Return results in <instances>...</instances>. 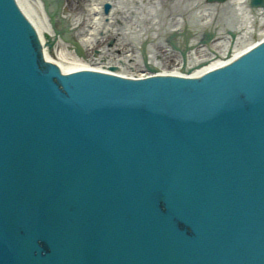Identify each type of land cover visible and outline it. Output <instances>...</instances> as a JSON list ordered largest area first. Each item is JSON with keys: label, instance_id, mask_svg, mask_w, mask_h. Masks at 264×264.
<instances>
[{"label": "water", "instance_id": "water-1", "mask_svg": "<svg viewBox=\"0 0 264 264\" xmlns=\"http://www.w3.org/2000/svg\"><path fill=\"white\" fill-rule=\"evenodd\" d=\"M224 20L198 62L186 22L141 43V72L64 71L0 0V264H264V37L235 48L246 27ZM158 41L179 73L149 59Z\"/></svg>", "mask_w": 264, "mask_h": 264}, {"label": "bare ground", "instance_id": "bare-ground-1", "mask_svg": "<svg viewBox=\"0 0 264 264\" xmlns=\"http://www.w3.org/2000/svg\"><path fill=\"white\" fill-rule=\"evenodd\" d=\"M46 1L47 3H50V7L45 6ZM46 1L18 0L22 9L35 24L41 36L43 54L47 60L57 63L64 71L80 68L102 69V61H100L101 58H104L108 63H110L111 60H115L117 57H123L126 61H129L131 65H134L133 61L136 63V59L140 56V54L138 50H132L131 47L133 46L131 44H129L130 46L127 50H123L120 54L117 53L115 49L110 51L106 47H103L100 54L97 55V59H93V55L86 51L88 43L93 44L96 42V30L98 28L105 30L107 33L110 32L112 36H119L117 34V24L115 23L117 11L115 12L112 8V11L108 13V16H104L101 6V4H103V0H87V2L81 3V9H87L86 13L87 11L91 12V17L86 19V22L89 20L90 26H88L86 34L83 35L81 33L79 38L76 39L74 35L78 29L77 26L79 25L82 16L67 9L66 5L68 0H62L61 3H57L56 0ZM244 1L246 0H231L230 2H234L235 4V12L230 15L221 12L218 13L217 16L219 20L222 19V17H225L224 22L226 21L229 23L230 21H233L238 23V27H240V29L242 27H246V30L241 32L238 44L235 47L241 48V50L252 43L249 35L254 30L252 25V21L254 20L253 17L259 15L260 13V10H250ZM129 4H131L130 7L131 9H134L135 14L143 17V19H140V24H135V22L130 21V24L128 23V26H125L130 27L131 29H139V26H142L141 29H143V32L145 31V35L142 36L144 38H153V42L154 39L158 37L160 31L164 30V28L167 27V29H169L182 25L183 15H186L190 24L193 25L195 23L194 26H196L198 23L207 24L208 22H211L210 17H212V15L216 12V8H212V6L205 3L203 0H136V3L131 1ZM118 6L124 10V5L119 3ZM112 7H114V4ZM125 8L126 11H124V13L130 11L128 6ZM58 20L60 23H56ZM259 21V32L262 37H264V15L260 14ZM196 22L198 23L196 24ZM63 28L70 34V38H68L66 44H64L61 40V29L63 30ZM118 39V41H120V45L122 40L124 41L126 38L120 37ZM227 40V38H222L216 42L220 53H224L227 49ZM153 42L149 45V59L152 62H154L153 59H155L154 54H161L162 57H165L167 60L172 57H176L177 60L173 63L180 61V55L178 52L172 51L167 47V45H159V41L157 43ZM77 48L81 50L82 54L80 53V56L75 52ZM192 54L193 56L192 59L189 58V63L198 62L212 56L205 49H198L197 51L192 52ZM220 63H222V61H215L211 63L207 69ZM155 64L163 66L164 68H169L168 71L172 73H179L178 67L175 65H173V67H169L167 64H163L162 60L155 61ZM139 65L140 64L136 63V66ZM204 70L205 69L199 70L196 73ZM145 74L147 73L145 72L143 75Z\"/></svg>", "mask_w": 264, "mask_h": 264}, {"label": "flooded vegetation", "instance_id": "flooded-vegetation-1", "mask_svg": "<svg viewBox=\"0 0 264 264\" xmlns=\"http://www.w3.org/2000/svg\"><path fill=\"white\" fill-rule=\"evenodd\" d=\"M131 1L136 3V0H103V4H101L102 7H103L104 3L109 2L110 3V8H109L110 12L112 11V8L115 10V12L117 11V14H116V17H115V23L117 24V28H118L117 29L118 30L117 34L119 36H117V37L116 36H112V34L110 32L107 33V32H105V30H103L101 28H98L96 30V37H97L96 42H94L93 44L92 43L91 44L88 43L87 46H86V49H87L86 51H88L91 55H93V59H97L98 58L97 55L100 54V52H101L103 47H106L110 51L115 49V51L120 54V52H122L123 49L127 50L128 47L130 46L129 44H131L133 46V47H131L132 50H138V52L140 54V56L136 59V63L140 64L139 66H136V63L134 61H133L134 65L133 64L131 65V63H129V61H126L123 57H117V58H115V60H111V62H110V63L113 62L115 64H119L120 66H122V68L126 72H129V73H131V72H139V71L143 70V67H142V60L143 59H142V56H141V47H142L141 43L143 41L147 40L148 38H151V37L144 38L142 36V35H145V31L143 32V29H141L142 26H139V29H131L130 27H126V26H128V23L130 21L135 22V24H140L139 23L140 19L141 20L143 19V17L137 16L135 14L134 9H131V7H130L131 4H129V2H131ZM203 1L206 2V0H203ZM230 1L231 0H222L221 2L220 1H218V2L215 1L213 4L209 3V5L212 6V8H216V12H215L216 14L218 12L217 9H219V10L222 11V13H227L228 15H230V14H233L235 12V4H234V2H230ZM119 3H121V5H124V10H123V8L118 6ZM113 4H114V7H112ZM126 6H128L130 8V11H128L127 13H124V11H126V8H125ZM250 10L253 11V9H250ZM87 13H89V11H87ZM216 14H213L212 17H210V19H214V17L218 16ZM260 14L263 15V13H261V11H260L259 15L253 17L254 18L253 21L255 23V25H254L255 28L253 27L254 30L252 31V33L255 32L256 27L258 28V26H260V23H259L260 22L259 21ZM88 15L89 16L84 18L82 21H80L79 25L77 26L78 29H77V31H76V33L74 35L75 39L79 38L81 33L83 35L87 33L88 26H90V22H89V20H87V22H86V19L91 17L90 16L91 12ZM104 16H107V15L104 14ZM182 20H183L182 25H180L178 27H172V28H169V29H167V27H166V28H164V30L160 31V33L158 34V37L162 38V35H164V34H166L168 32H171V31L176 30V29H181L184 26V24L187 22L189 24V27H190V31H191L190 33L191 34L193 33V38L191 37L190 41L188 42L189 45L191 47H193L192 50L190 51V58L192 59V56H193L192 52L197 51L198 49L201 48L202 45H204V44L196 45V43L198 41V35H199V31L198 30L204 24L196 22V24L197 23L198 24L196 26H194L195 23L193 25L190 24V22L186 18V15L182 16ZM81 24H82V26H80ZM107 36H110V39L106 42L105 41V37H107ZM120 37L121 38L125 37L126 39L124 41L122 40L121 44L119 45L120 41H118L119 40L118 38H120ZM102 40H103V46L101 47V50H100L99 48H97V44L101 43ZM150 43H149V45H150ZM155 43H157V42H155ZM124 44L126 46H124V48H123ZM158 44L161 45V46L166 45V44L162 43L161 41H159ZM167 47L169 49H171L172 51L177 52L168 44H167ZM204 49L207 52L210 53L209 49L205 45H204ZM148 53H149V47H148ZM76 54H77V52H76ZM77 55H79V54H77ZM179 55H180V53H179ZM154 58H155V59H153L154 60V62H153L154 64H155V61H157V60H162L163 64L164 63L167 64L168 61L171 60V59L167 60L165 57H162L161 54H154ZM122 60L124 62H122ZM100 61H102L101 62L102 64H105V63L106 64H110L104 58H101ZM156 65H158V64H156Z\"/></svg>", "mask_w": 264, "mask_h": 264}, {"label": "rangeland", "instance_id": "rangeland-1", "mask_svg": "<svg viewBox=\"0 0 264 264\" xmlns=\"http://www.w3.org/2000/svg\"><path fill=\"white\" fill-rule=\"evenodd\" d=\"M83 2H87V0H68L67 1V9L69 10V11H73L75 14H80V16H82V19L80 20V21H82L84 18H86V17H88L89 15V13H86V10L87 9H81L80 8V5H81V3H83ZM45 6H46V3H45ZM263 15H264V13H263ZM60 23V21L58 20L56 23ZM82 23V22H81ZM80 26H82V24L80 25ZM64 35H62V41L64 42V44H66V42H67V40H68V38L70 37V34L69 33H67V31L66 32H64L63 33ZM72 34V33H71ZM65 35H68V36H65ZM110 39V36H107V37H105V41L107 42L108 40ZM220 40V39H219ZM68 44V43H67ZM72 45V44H71ZM103 46V40H102V42L101 43H99V44H97V48H99L100 50H101V47ZM124 46H126L125 44L123 45V48H124ZM200 49H204V45H202L201 46V48ZM123 50H125V49H123ZM172 58H174V59H176L177 60V58L176 57H172ZM169 67H173V63H171L170 65H169Z\"/></svg>", "mask_w": 264, "mask_h": 264}]
</instances>
